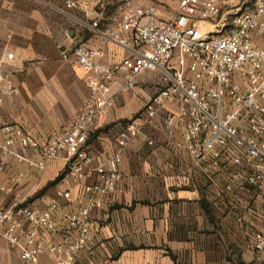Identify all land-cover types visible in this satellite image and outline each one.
<instances>
[{"label": "built area", "instance_id": "1", "mask_svg": "<svg viewBox=\"0 0 264 264\" xmlns=\"http://www.w3.org/2000/svg\"><path fill=\"white\" fill-rule=\"evenodd\" d=\"M53 9L102 40L101 45L78 42L73 48L88 90L84 112L46 142L5 126L0 152L39 172L64 156L67 176L80 196L77 208L70 189L57 190L44 208L17 197L9 206L0 204V240L9 251L18 252L24 264H44L43 257L49 264H75L92 244L93 213L117 193L125 150L146 128L168 138L182 132L181 140L169 146L189 156L216 201L264 193V45L259 43L264 39V0H179L169 20L160 17L156 6L136 0H121L118 15L110 20L95 12L90 0H61ZM75 11L82 17L73 16ZM107 21L111 29L103 28ZM106 44L128 56L104 62ZM14 57L10 52L0 60V105L15 91L3 72ZM146 73L157 74L158 83L141 113L119 132L115 150L92 153L91 130L114 110L120 96L140 97L139 79ZM17 144L39 152L41 160L16 154ZM22 179L18 174L14 185ZM240 212L241 220L257 214L264 219V210L251 205ZM63 231L70 233L68 241L54 239ZM252 247L264 253V232L254 234Z\"/></svg>", "mask_w": 264, "mask_h": 264}, {"label": "crops", "instance_id": "2", "mask_svg": "<svg viewBox=\"0 0 264 264\" xmlns=\"http://www.w3.org/2000/svg\"><path fill=\"white\" fill-rule=\"evenodd\" d=\"M60 1L0 0V60L5 61L7 53L15 55L3 70L15 91L0 105V139L3 138L2 128L11 125L46 142L84 112L88 90L73 48L78 42L86 46L101 45L102 40L80 28L73 19L57 13L53 7L59 6ZM90 1L95 12L104 13L109 20L114 17L105 13L107 0ZM136 2L156 6L160 17L169 20L179 0ZM73 16L82 17L79 11ZM112 27L109 21L103 23L105 29ZM259 43L264 45V39ZM127 56L128 53L117 46L104 45V62H118ZM149 75H154L156 83H146ZM152 75L146 73L140 77L139 98L120 96L114 110L98 120L88 140L92 153L106 154L117 148L119 132L141 113L157 86L158 75ZM122 120L126 122L121 123L119 132L112 133V125ZM181 137L182 132H174L168 138L163 132L146 128L127 147L117 193L101 210L93 213L92 244L77 264H176V248L189 252L193 264H223L220 252L223 243L221 246L220 241L217 244L206 239L203 246H197L196 236H200V241L204 232L201 219L205 221L207 217L208 198L203 175L194 168L189 156L185 152L176 154L169 146L170 141H179ZM13 151L34 161L41 160L39 152L24 150L18 144ZM67 168L64 156L48 162L46 169L39 172L26 163H19L15 156H4L0 152V204L9 206L17 197L31 207L44 208L56 197L57 190L70 189L72 207L77 208L76 199L80 194L67 176ZM63 173L64 179L52 185ZM18 174H22L23 179L15 186L13 180ZM244 196L252 200L258 196L256 201L264 210V193ZM69 234L59 232L54 239L68 241ZM115 245L121 252L112 259L110 249ZM225 250L228 252V247ZM228 255H231L230 250ZM42 261L49 264L45 257ZM0 264L24 263L18 252L9 251L0 240Z\"/></svg>", "mask_w": 264, "mask_h": 264}, {"label": "rangeland", "instance_id": "3", "mask_svg": "<svg viewBox=\"0 0 264 264\" xmlns=\"http://www.w3.org/2000/svg\"><path fill=\"white\" fill-rule=\"evenodd\" d=\"M120 2L121 0H107L105 13L109 16H117L119 13ZM202 26L204 27L205 24H202ZM152 76H147L145 80L146 83H156V78ZM124 122H126V120H122L119 124L117 123L112 125L113 129L111 132H119L121 123L123 125ZM105 131L108 132L109 129ZM257 197L258 196L255 197L256 199L253 198L252 200V198L239 194L235 201L222 203L209 196L207 203V217H205V221L201 219V227L204 232L201 234L200 241H198L200 236H196L197 246H203V241L206 239L207 241L209 240L217 244L220 241L221 246L222 243L224 246L220 251L222 253V261H224L223 264H225V261H227L226 264H238L239 258L245 262V264H264L263 254H258L252 247L254 234L264 232V219L262 216L258 215L259 211H257L258 214L256 213L257 215L254 216V218H247L245 220L239 219L241 218L240 210H243V208L248 205L254 206L255 208L257 207L260 212L263 211V207L258 205L259 202L256 201L258 200ZM235 207L239 208V210ZM237 215L239 218H237ZM231 245L234 247H231ZM226 247H228V252L225 250ZM229 250L231 251L230 256L228 255ZM119 251L120 250L117 248V245L111 247L110 256L112 259L118 255ZM175 253L176 264H193V259L190 257L189 252L187 253L183 249L179 250L176 248ZM230 259H233L234 261L231 262Z\"/></svg>", "mask_w": 264, "mask_h": 264}, {"label": "trees", "instance_id": "4", "mask_svg": "<svg viewBox=\"0 0 264 264\" xmlns=\"http://www.w3.org/2000/svg\"><path fill=\"white\" fill-rule=\"evenodd\" d=\"M64 177H65V173H63V174H61L53 183H52V185H56L57 183H59L60 181H62L63 179H64ZM205 192H206V197L207 198H209V196H210V192H209V190H208V187H206L205 186ZM231 260V262L232 261H234L233 259H230ZM229 260V261H230ZM238 264H245V262H243L242 260H240V258H239V261H238Z\"/></svg>", "mask_w": 264, "mask_h": 264}]
</instances>
